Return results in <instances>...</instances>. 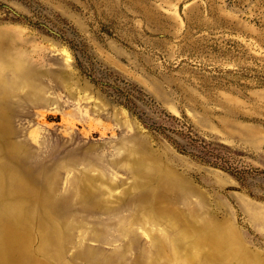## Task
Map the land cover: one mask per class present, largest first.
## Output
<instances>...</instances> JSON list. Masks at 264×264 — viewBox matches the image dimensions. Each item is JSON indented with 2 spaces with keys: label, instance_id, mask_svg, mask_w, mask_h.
<instances>
[{
  "label": "rangeland",
  "instance_id": "obj_1",
  "mask_svg": "<svg viewBox=\"0 0 264 264\" xmlns=\"http://www.w3.org/2000/svg\"><path fill=\"white\" fill-rule=\"evenodd\" d=\"M101 82L264 170V0H0V264H264V173Z\"/></svg>",
  "mask_w": 264,
  "mask_h": 264
},
{
  "label": "trees",
  "instance_id": "obj_2",
  "mask_svg": "<svg viewBox=\"0 0 264 264\" xmlns=\"http://www.w3.org/2000/svg\"><path fill=\"white\" fill-rule=\"evenodd\" d=\"M75 58L78 59V56L75 54ZM79 61V60H78ZM89 77L92 76V73L88 74ZM92 79V78H91ZM94 79V78H93ZM102 85L108 87L109 89L113 90L117 94L123 97V103L124 105L137 117L139 120L148 128L154 129L161 133L163 136H165L171 143L177 145V142L175 141V138L171 135V133H175L176 135L184 138L188 141V143L191 145L196 146L200 149V151L203 153V155H208L210 158H206L207 163L222 168L231 174H234L236 176H241L246 171L257 172V173H264V170H259L257 168H252L250 170H245L243 168H237L235 166H231L229 162H227L225 156L223 154H220L216 151V148L214 146H211L210 143L205 142L203 139H200L199 137L194 136L190 128L179 118H177L174 115H171L169 113H162L159 116L160 122H147L143 116L141 115V112L137 110V107L135 105V102H133V99L131 97V90L133 87H125L124 89L119 87L118 85L111 84L110 82H101ZM202 159H204L202 156H200Z\"/></svg>",
  "mask_w": 264,
  "mask_h": 264
}]
</instances>
